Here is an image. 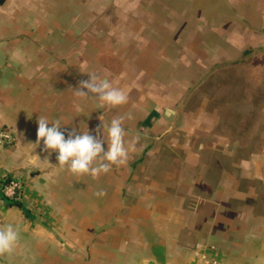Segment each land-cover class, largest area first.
Listing matches in <instances>:
<instances>
[{
    "label": "crops",
    "instance_id": "0c3cea01",
    "mask_svg": "<svg viewBox=\"0 0 264 264\" xmlns=\"http://www.w3.org/2000/svg\"><path fill=\"white\" fill-rule=\"evenodd\" d=\"M220 1L230 8L229 0ZM33 5H37L36 9L30 8ZM60 7L64 9L63 30L58 25ZM77 7H80L77 0H4L0 3V127L11 129L16 137L14 144H0V183L10 178L19 179L21 188L17 200L23 205H9L0 194V227L11 224L19 233L18 243L11 253L0 256V264H264L262 227L259 235H250L244 228L232 225L233 222L215 243L207 245L201 240L173 245L158 234L159 229L153 234L149 232L151 225L140 222L142 216H146L136 207L124 203L125 199H139L134 191L139 174L148 164L144 165V161L158 151V146H167L165 140L173 134L179 115L183 118L178 109L185 106L198 87L215 73V58L208 67L204 64L196 66L197 74L200 72L201 75L191 83L185 82L189 86L179 101L172 102L168 96L148 91L138 93L137 100L128 101V106L123 109L122 106L110 108L107 105L101 108L90 97H77L74 90L90 76L110 80L104 66L91 68V58L106 54L108 50L117 54L120 42L118 37L105 32L99 33L97 44L92 40L91 31L81 37L76 31L74 9ZM146 7L151 9L150 5ZM92 22L85 20L84 24L92 30ZM150 22L142 23L146 26ZM66 31L71 34L68 32L67 35ZM64 33L67 48L72 49L61 55ZM199 35L205 38L204 34ZM257 35L264 36L262 32ZM107 41L112 42L110 47ZM138 44L143 45L141 41ZM211 44L215 45L213 41ZM78 51L84 57L81 67L70 62V56ZM128 54L138 65L141 55L151 53L143 46L132 45ZM234 61L241 59L225 62ZM136 70L146 72L147 69L137 67ZM104 71L105 76L102 75ZM118 75L119 79L129 76L122 71ZM133 79L135 81L132 77L129 79L134 82L132 90L144 86L140 79ZM117 82L121 85L123 81ZM148 83L158 88L165 86L156 78H149ZM168 108L175 111L173 120L165 115ZM39 116H46L49 126L52 121H59L66 139L73 133L82 134L85 126L92 135L103 139L102 120L107 122L106 119L111 117L123 116V127L127 130L125 140L145 141L146 145L137 151H129L131 154L125 165H113L108 173L96 179L90 175L78 176L59 167L58 152L46 151L43 141L38 143ZM103 146L107 150V142ZM198 148L203 145L199 144ZM165 174V166L158 167L154 182L166 181ZM121 175L119 190L117 184L114 187L118 179L112 182L111 177ZM177 180H173L174 184ZM166 182V186L172 188V184ZM196 182L204 183V180L200 178ZM99 191L106 194L97 196ZM146 191L155 195L154 198L164 194V189L157 186ZM149 198L153 197L147 200ZM112 199L119 200L120 204L111 210L108 203ZM147 200L144 203L147 204ZM66 204L73 207L70 209ZM143 209L149 211V207ZM70 211L73 216L65 218ZM91 215H99L102 219L94 221L98 227L96 235L90 230L85 234V228H80L81 217ZM127 215L137 219L133 221L132 218L130 223L121 221ZM106 216L110 217L106 219ZM96 248L99 255H93Z\"/></svg>",
    "mask_w": 264,
    "mask_h": 264
},
{
    "label": "rangeland",
    "instance_id": "374dc122",
    "mask_svg": "<svg viewBox=\"0 0 264 264\" xmlns=\"http://www.w3.org/2000/svg\"><path fill=\"white\" fill-rule=\"evenodd\" d=\"M229 2L230 8L220 0H77L80 7L74 9L76 31L81 37L91 31L94 44L99 33L118 37V53L113 55L108 50L106 54L92 56L91 68L104 66L113 86L124 90L128 101H135L138 93L148 91L168 96L172 102L179 101L189 86L185 82L191 83L201 75L196 66L208 67L215 58V73L178 109L183 118L179 115L173 134L165 140L167 146H158V151L144 161V165L148 164L138 176L137 190L132 189L139 199L124 200L126 206L136 207L141 215L148 216H142L140 222L151 225L149 232L153 234L159 229L158 234L173 245L201 240L207 245L215 243L233 222L250 235H259L260 228H264V36L257 35H264V0ZM63 12L60 7V27L64 24ZM85 20L93 21L92 30L84 24ZM148 20L150 25L145 26L143 23ZM66 34L61 55L72 49L67 48ZM140 41L143 45L138 44ZM111 44L107 41L109 47ZM132 45L143 46L151 54L141 55L137 65L128 54ZM244 50L247 52L243 53ZM81 58L84 57L78 51L70 56V62L81 67ZM237 58L241 61L218 66ZM137 67L147 70L137 71ZM121 71L129 76L119 79ZM105 74L104 71L102 75ZM130 77L133 81V77L140 79L144 86L132 90L134 82ZM149 78H156L165 86L159 89L149 85ZM117 81L123 82L120 85ZM127 106L122 105V109ZM125 141L131 152L146 145L145 141ZM199 144L203 148L199 149ZM162 165L172 188L166 186V181L154 182ZM192 165L193 168L189 167ZM121 178L122 175L111 177L112 182L118 179L114 187L118 185L119 190ZM200 178L204 183L196 182ZM154 186L164 189L160 198L146 191ZM119 204V200L112 199L108 209ZM66 205L64 208L73 207ZM147 207L149 211L143 209ZM65 215L69 219L73 216L71 211ZM121 219L130 223L137 218L127 215ZM101 220L99 215L81 217L80 228H85V234L90 230L96 235L98 227L94 221ZM96 250L93 249V255H99V249Z\"/></svg>",
    "mask_w": 264,
    "mask_h": 264
},
{
    "label": "clouds",
    "instance_id": "9594fccd",
    "mask_svg": "<svg viewBox=\"0 0 264 264\" xmlns=\"http://www.w3.org/2000/svg\"><path fill=\"white\" fill-rule=\"evenodd\" d=\"M87 91H84V90ZM77 97H90L96 101V106L105 108L109 106L116 108L128 103L127 93L114 87L107 78L90 76L89 80L81 81L78 88L74 90ZM92 94V95H90ZM103 121L104 138L92 135L84 127L82 134H71L66 139L60 130L59 121H50L46 116L38 118V143L43 141L46 151L58 152L57 159L61 169L67 168L69 172L78 176L90 175L93 179L101 174L108 173L112 166H123L128 161L129 146H126L125 137L127 130L123 127L125 117H111ZM99 131V130H98ZM107 132V141L105 140ZM107 142V150L104 143ZM106 193L99 191L97 196ZM19 233L8 224L0 227V256L11 253L18 243Z\"/></svg>",
    "mask_w": 264,
    "mask_h": 264
},
{
    "label": "built area",
    "instance_id": "2783aa9c",
    "mask_svg": "<svg viewBox=\"0 0 264 264\" xmlns=\"http://www.w3.org/2000/svg\"><path fill=\"white\" fill-rule=\"evenodd\" d=\"M15 135L11 129L3 127L0 129V144H10L14 142ZM21 181L17 178H10L5 183H0V191L10 197L19 199Z\"/></svg>",
    "mask_w": 264,
    "mask_h": 264
},
{
    "label": "trees",
    "instance_id": "16d2710c",
    "mask_svg": "<svg viewBox=\"0 0 264 264\" xmlns=\"http://www.w3.org/2000/svg\"><path fill=\"white\" fill-rule=\"evenodd\" d=\"M236 62H238V61H234V62H231V63H236ZM222 65H227V62H224L223 64L218 65V66H222ZM5 182H7V180L4 181V183ZM0 194H1L2 198L4 199V201H6L7 204H9V205H15V206H19V207H22L23 206L19 200L15 199V198H10V197L4 195L2 192Z\"/></svg>",
    "mask_w": 264,
    "mask_h": 264
},
{
    "label": "water",
    "instance_id": "95a60500",
    "mask_svg": "<svg viewBox=\"0 0 264 264\" xmlns=\"http://www.w3.org/2000/svg\"><path fill=\"white\" fill-rule=\"evenodd\" d=\"M3 1H4V0H0V3H2ZM174 114H175V111H174L173 109H170V108H168V109L166 110V113H165L166 117H167L169 120H173Z\"/></svg>",
    "mask_w": 264,
    "mask_h": 264
}]
</instances>
